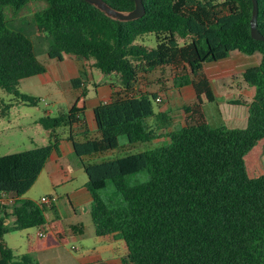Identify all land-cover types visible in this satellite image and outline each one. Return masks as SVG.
<instances>
[{
  "label": "trees",
  "instance_id": "16d2710c",
  "mask_svg": "<svg viewBox=\"0 0 264 264\" xmlns=\"http://www.w3.org/2000/svg\"><path fill=\"white\" fill-rule=\"evenodd\" d=\"M105 1L123 12L135 8L134 0ZM143 3L142 17L121 21L84 0H0V88L11 96L8 102L0 98L3 116L15 104L36 106L40 101L22 92L20 84L44 74L47 67L31 35L11 24V17L31 5L39 7L31 21L46 40L51 59L62 60L64 54L94 58V66L115 74L125 92L94 108V130L85 122V107L74 105L63 115L39 119L50 132L47 145L0 157V264H39L31 254H16L5 235L46 229L48 211L58 219L53 197L45 203L23 196L51 154L60 153L57 130L64 125L83 128L70 139L88 176L92 222L97 236L125 241L123 264H264V174L250 176L246 163V156L264 138V40L251 35L253 0ZM257 3V27L264 35V0ZM146 33L156 36V47L135 44ZM181 38L184 45L179 44ZM234 55L256 57V63L242 71L253 98L236 100L248 107L245 127L211 123L201 103H194L184 107L186 124L168 129L170 114L156 112L153 105L158 94L136 92L142 74L161 66H182L193 76L197 96L205 94L215 101L211 81L202 71L212 69L219 75L220 63ZM72 83L75 88L85 84L80 77ZM121 136L130 145L160 136L169 142L103 158L119 148ZM143 171L146 180H130ZM108 181L115 193L104 199L101 191Z\"/></svg>",
  "mask_w": 264,
  "mask_h": 264
},
{
  "label": "crops",
  "instance_id": "0c3cea01",
  "mask_svg": "<svg viewBox=\"0 0 264 264\" xmlns=\"http://www.w3.org/2000/svg\"><path fill=\"white\" fill-rule=\"evenodd\" d=\"M40 60L46 65L47 71L44 74L38 76L41 77L42 83L47 86L50 96L52 97V99H54L52 103H54V105L57 104L58 106L59 113L56 115H63L67 113L69 109L74 105L80 107L84 106L85 107L84 116L86 120L85 122L87 124V127L90 128L91 130H94L96 128L94 108L102 102L110 101L118 96L125 95L123 88H121L120 86L119 79L117 78V81H115L117 82V84L112 82V83H106L104 85H99L98 88L95 87L96 95L94 97H91L90 85L92 83L90 80V76L87 73V68L89 67L95 68V66H94V62H91L90 59L74 56L71 54H64L62 60H56V59H51L46 53L45 56L42 57ZM238 62L241 63L244 62V58L240 57ZM234 68L236 69L237 67L229 68L228 69L229 72L215 76L211 72L212 69H210L209 71L204 69L202 71V73L205 74L211 81L212 93L214 95L215 101H210L205 94H201L200 97L197 96V92L193 84V79H192L193 76L190 73L178 75L169 66H161L157 68L159 70L165 69L166 72L168 71L169 77L162 76V78H158L159 81L157 80L155 81L158 85L154 84L153 86L157 87L158 89L157 88L156 89L158 91L163 92L165 90L166 97L170 98L171 100L177 101V105L175 109L178 110L177 120H180L182 122V125L180 127L184 126L187 122L186 114L184 112V107L188 104H194V103H201L205 117L207 121L211 123H223L229 127H238L236 124H238L239 122H244L246 126L248 122V107L245 103H236L235 99L229 97V99L228 100L226 99L225 101L228 106L238 107L239 105H242L245 107V110L239 111L234 109L232 110V112L230 111L223 112V110L221 109L222 101L220 102L218 100V95H220L219 92L223 86L224 87L228 86L229 88H233L231 83H227L223 80L228 76H232L234 72L233 71ZM153 71H149L144 75L152 74ZM240 72L241 74L239 77L241 78L242 71ZM77 77L82 78L83 81L85 82L83 88H75L73 86L72 79ZM141 77L142 76L139 77V80L135 87L136 92L139 91L155 92V90H152L142 85L143 83H141L142 82ZM168 89L171 90L167 91ZM249 89H250L248 91L249 94L247 95L248 97L246 99L242 97L244 92L240 91L239 95L241 96L240 97L241 101L250 102L252 100L253 88L250 87ZM175 90L178 92L177 94H173ZM229 96H233V95L230 94ZM49 104L51 105V103ZM171 108L172 107H170V102H167V104L163 107V110L161 111L169 113V110ZM46 111L52 112V110L49 108ZM64 127L68 128L69 135H66L65 133L61 135L57 130L59 137L61 139L60 153L59 154L55 152L52 153L49 159L47 160L43 170L40 173L41 175L43 171L47 170L50 175V181L52 182L53 185H57V183L59 182L58 181L59 176L62 183H66L69 180L73 179L72 176H68L66 174L69 170V165L67 166V168L63 166L62 163L63 153L65 151L67 152L73 151L75 153L73 142L70 139V136L79 135L83 131V128L79 126L71 127L68 125H64ZM161 137L164 138L163 140L168 139L165 136H160L157 137L158 139L155 138L156 140L153 139L154 142L160 141L159 139ZM248 157H249V164L251 167V171L248 170L249 175L255 177L253 175L255 173L261 172L260 175L264 174V138L261 141H259V143L250 151V156ZM63 174H64V179L62 178ZM86 182L84 183L83 187L77 190L72 195V197H70L71 199L68 197V201L70 202L71 205L70 206L71 211L73 212H71V214L67 213L66 216L62 217L59 211L58 219L57 218H53L52 220L47 219L50 223L47 225L46 229L42 230L36 228L35 232H30L28 234V243L26 249L27 251L26 253L23 254H31L39 264H123L122 261L123 258L111 259V257H108L107 255V253L111 251V239H113L111 236H103L108 238L110 242L108 244L99 247L97 246L93 248H86L79 245H73L71 248H69L67 246L66 241L69 238L71 237L84 238L86 236L83 222L81 219V213L76 210V207H82L83 204L85 203H90L91 206L92 196L86 187ZM114 193H115V188L112 195L111 193H109V197L113 196ZM23 197L35 200L32 196L24 195ZM49 197H53L55 203L57 202V200H59L58 196L51 195ZM36 201H41V200H36ZM90 206L88 209L89 213H90ZM57 207L59 210L58 204ZM10 221L11 219L8 218L7 223H10ZM93 229H94L93 232L94 234L92 235H96L95 228ZM40 231H43L44 233H46V235L40 236L39 235ZM89 231L90 230H88V234L91 235ZM5 243L9 247H11L6 239H5Z\"/></svg>",
  "mask_w": 264,
  "mask_h": 264
},
{
  "label": "rangeland",
  "instance_id": "374dc122",
  "mask_svg": "<svg viewBox=\"0 0 264 264\" xmlns=\"http://www.w3.org/2000/svg\"><path fill=\"white\" fill-rule=\"evenodd\" d=\"M214 3H222L224 0H212ZM37 5H31V7L24 11L22 14H19L18 16L11 17V24L14 27H21L24 28L33 38L35 42V47L38 53L39 59L45 56L46 54V48L47 43L46 40L43 38V36L37 31L36 25L34 22L31 21L32 14H34L35 11L38 10ZM9 13L8 11H6ZM185 40L182 38L179 39V44L184 45ZM135 44L144 45L147 47L154 48L157 45V39L156 36L153 33H146L141 36H139ZM242 57L241 55H234L233 57L225 60L224 62L220 63V74H225L228 71L229 68H234V72L232 76L226 77L223 81L227 83H231L233 88L222 87L220 90V95H218V100L221 102V109L223 112H232V110L236 109L239 111L245 110V107L242 105L237 106H228L226 104V99L228 100L229 97H232L235 100H240L241 96L239 95L240 91H243L244 94L242 97L245 99L248 97L249 94V88L251 87L248 83L245 82L243 77H239L241 72L248 66H251L256 63V57H244V62H238L239 58ZM91 62H94L95 59H90ZM241 63V64H240ZM156 70V69H155ZM153 71L152 74L141 76V83L142 85L155 90L156 94L160 97V99L154 100L153 99V105L156 112H159L163 110V107L167 104V102H170V107H172L169 110V114L171 116L169 124H166L168 129H173L180 127L182 125V122L180 120H177L178 116V110L175 109L177 105V101L171 100L170 98L166 97V91L163 92L158 91L157 87H154V84H157L155 81H159L158 78H162V76L169 77L168 71L166 72L165 69H157L156 71ZM178 75L188 74V69L186 67H179L175 70H173ZM240 72V73H239ZM87 73L90 76L91 80V97H94L96 95L95 87L98 88L99 85H104L106 83H115L117 84V76L115 74L107 75L104 74L100 69L97 67L87 68ZM144 75V76H143ZM153 81V82H152ZM158 85V84H157ZM168 85V84H167ZM157 88V89H156ZM252 88V87H251ZM20 90L22 92L37 96L40 98L39 104L36 106L32 105H26L23 103L15 104L13 107H11L9 113L5 116L1 113L0 108V157L20 153L22 151L30 150L35 145H47L50 141V132L44 129L40 123L39 119L44 115H56L59 113V109L57 104L54 105L52 101V97L50 96L48 92V88L46 85H44L41 81V77L31 76L28 78H25L21 81L20 84ZM171 89H168L169 91ZM253 92V91H252ZM178 92L175 90L173 94H177ZM237 93V94H236ZM254 93V92H253ZM233 96H229V95ZM169 95V94H168ZM178 97V95H177ZM0 98H4L6 102H8L11 98L10 95L5 93L0 88ZM171 100V101H170ZM46 102L51 103V105H46ZM51 109L52 112H47V109ZM155 121V120H154ZM157 121V120H156ZM161 124V123H159ZM165 124H161L163 127ZM238 127H245L244 122H239L236 124ZM163 131L165 129H162ZM159 131V130H158ZM162 131V132H163ZM59 134L65 133L66 135H69V131L67 127H60L58 129ZM158 139V138H157ZM160 138V141L152 140L150 142L146 143H140L136 145H127L128 139L126 136H121L119 139V148L112 150L110 153L105 155L103 158H115V157H121L126 155V153L131 152H139L144 151L149 148L156 147L158 145H162L169 142V139ZM156 140V139H155ZM126 145V146H125ZM250 152L246 157L247 167L248 170L251 171V167L249 164V157ZM62 163L65 168L69 165V170L66 173L68 176H72L73 179L69 180L66 183H62L60 180V176L58 177V183L57 185H53L50 181V175L47 170L43 171L40 177H38L37 181L33 184V186L27 191L25 194L26 196H32L35 200H42L45 197L49 196H58L59 200H57V204L59 205V211L62 217L66 216V214L73 212L71 211V205L68 201V197H72V195L79 190L81 187H83L84 183L87 181L88 176L86 172L83 169L82 164L80 163L78 157L75 155L73 151L67 152L65 151L63 153ZM253 171V170H252ZM261 172L253 174L254 176L260 175ZM64 179V174L62 175ZM148 177V174L146 171H143L141 173L135 174L130 176V180L132 182L134 181H143L146 180ZM66 181V180H65ZM114 192L113 184L108 181V187L105 190L101 191V195L104 199H107L109 197V193ZM71 199V198H70ZM90 206V203L83 204L82 207H76V210L81 213V219L84 226V231L86 236L84 238H69L66 243L69 248H71L73 245H79L86 248H93V247H99L103 246L105 244H108L110 241L106 237H98L94 234V226L92 223V219L90 216V213L88 211ZM47 219L52 220L55 217L54 212L48 211ZM36 228H29V229H23V230H17V231H10L8 234H6L5 239L9 243V245L12 247L14 252L16 254H23L26 253L27 249V243H28V234L30 232H35ZM91 233V235L88 234ZM71 250V249H70ZM74 252V251H73ZM106 252V251H105ZM104 252V253H105ZM127 254V248L125 241L123 240H114L111 239V251L107 253L108 257H111V259H121Z\"/></svg>",
  "mask_w": 264,
  "mask_h": 264
},
{
  "label": "water",
  "instance_id": "95a60500",
  "mask_svg": "<svg viewBox=\"0 0 264 264\" xmlns=\"http://www.w3.org/2000/svg\"><path fill=\"white\" fill-rule=\"evenodd\" d=\"M84 1L93 5L107 16L121 21L138 19L146 13L143 0H134L135 8L129 12L120 11L109 5L105 0H84ZM253 3H254V11L252 17V24H251V35L255 39L264 40V35L259 31L257 27V15H258L257 0H253Z\"/></svg>",
  "mask_w": 264,
  "mask_h": 264
},
{
  "label": "built area",
  "instance_id": "2783aa9c",
  "mask_svg": "<svg viewBox=\"0 0 264 264\" xmlns=\"http://www.w3.org/2000/svg\"><path fill=\"white\" fill-rule=\"evenodd\" d=\"M159 99H160V97L157 98V100H159ZM46 105H49V103L46 102ZM41 201H42V202H45V203H49V202H50V199H49L48 197H45V198L42 199ZM39 235H40V236H45L46 233H44L43 231H40V232H39Z\"/></svg>",
  "mask_w": 264,
  "mask_h": 264
}]
</instances>
